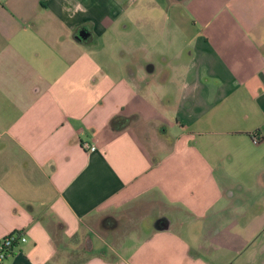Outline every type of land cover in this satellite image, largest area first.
Masks as SVG:
<instances>
[{
  "label": "crops",
  "instance_id": "crops-1",
  "mask_svg": "<svg viewBox=\"0 0 264 264\" xmlns=\"http://www.w3.org/2000/svg\"><path fill=\"white\" fill-rule=\"evenodd\" d=\"M139 28L183 59L170 97ZM15 231L5 264L80 243L81 264H264V0H0V241Z\"/></svg>",
  "mask_w": 264,
  "mask_h": 264
},
{
  "label": "rangeland",
  "instance_id": "rangeland-1",
  "mask_svg": "<svg viewBox=\"0 0 264 264\" xmlns=\"http://www.w3.org/2000/svg\"><path fill=\"white\" fill-rule=\"evenodd\" d=\"M176 35L179 38V41L172 48V51H174V53H177L180 48L181 49L183 48V45H184V42H183L184 36L180 33L178 29H176ZM168 46H169L168 42L166 41V39H164V37H162L160 33L158 35H155V33H152L149 31L143 33L141 32L139 28V47H141L143 51H144L143 47H145V49H149L147 50L149 51L148 53L145 52L146 53L145 56L150 58L151 61L155 62L157 64V67L159 68L157 74L154 76V80H156L155 82H158L162 87H163V83L166 85L168 89V95L170 97L175 94L177 82L174 79L170 81H166V74L167 72H169L171 75L174 69L176 72L177 70L176 67L179 66V63L183 59L174 58V57L169 58L167 57L168 54L166 55L165 53L155 51L156 48H160L163 51L170 50ZM138 52L140 56V51L138 50ZM164 58L168 59L169 62L167 63V61ZM166 117L170 118V113L167 114ZM164 130L166 131L162 132L163 135L164 136L166 135L168 137H170L171 134L176 131L175 127H172L170 130L169 128L167 129L166 127H164ZM76 245L77 246L79 245L78 248ZM76 245H75V250L71 247L69 248L63 247L62 251H60V255L63 257L61 259L60 264H77L80 261H83L86 259L87 254L89 255V253H86L84 249L85 247L87 248L89 247L81 243L76 244Z\"/></svg>",
  "mask_w": 264,
  "mask_h": 264
},
{
  "label": "built area",
  "instance_id": "built-area-1",
  "mask_svg": "<svg viewBox=\"0 0 264 264\" xmlns=\"http://www.w3.org/2000/svg\"><path fill=\"white\" fill-rule=\"evenodd\" d=\"M252 140L255 143H259L262 138L258 133L254 132L252 133ZM83 145L89 150L95 149L93 145H89L88 143H84ZM26 240L27 237L25 234L16 231L4 237L0 241V264H4L6 257L10 255V248L15 243L25 242Z\"/></svg>",
  "mask_w": 264,
  "mask_h": 264
},
{
  "label": "trees",
  "instance_id": "trees-1",
  "mask_svg": "<svg viewBox=\"0 0 264 264\" xmlns=\"http://www.w3.org/2000/svg\"><path fill=\"white\" fill-rule=\"evenodd\" d=\"M117 120H116V118H114L113 120H112V124H113V126L114 127H117V122H116ZM18 243H15L11 248H10V255L13 253V250H14V248H15V246L17 245ZM8 257V256H7ZM7 257H6V259H7ZM5 259V260H6ZM57 261H55V259H53V260H51V261H49L47 264H57L56 263ZM84 262V260L83 261H80L79 263H77V264H81V263H83ZM5 264V263H4Z\"/></svg>",
  "mask_w": 264,
  "mask_h": 264
},
{
  "label": "water",
  "instance_id": "water-1",
  "mask_svg": "<svg viewBox=\"0 0 264 264\" xmlns=\"http://www.w3.org/2000/svg\"><path fill=\"white\" fill-rule=\"evenodd\" d=\"M89 35H90V33H89L88 30H86V29H82V30L80 31V34H79L78 38L81 39V40H83V39L88 38Z\"/></svg>",
  "mask_w": 264,
  "mask_h": 264
},
{
  "label": "clouds",
  "instance_id": "clouds-1",
  "mask_svg": "<svg viewBox=\"0 0 264 264\" xmlns=\"http://www.w3.org/2000/svg\"><path fill=\"white\" fill-rule=\"evenodd\" d=\"M79 7V6H78Z\"/></svg>",
  "mask_w": 264,
  "mask_h": 264
}]
</instances>
